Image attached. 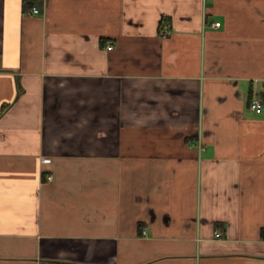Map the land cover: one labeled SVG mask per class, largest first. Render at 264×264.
I'll return each mask as SVG.
<instances>
[{
    "label": "crops",
    "instance_id": "0c3cea01",
    "mask_svg": "<svg viewBox=\"0 0 264 264\" xmlns=\"http://www.w3.org/2000/svg\"><path fill=\"white\" fill-rule=\"evenodd\" d=\"M42 263L264 264V0H0V264Z\"/></svg>",
    "mask_w": 264,
    "mask_h": 264
},
{
    "label": "built area",
    "instance_id": "2783aa9c",
    "mask_svg": "<svg viewBox=\"0 0 264 264\" xmlns=\"http://www.w3.org/2000/svg\"><path fill=\"white\" fill-rule=\"evenodd\" d=\"M30 14H33V15H37V14H40V11L37 7H32L29 11ZM211 26L216 28L218 27V24L216 23H211ZM111 46H108L107 49L108 50H111ZM262 108H263V104H262V101L259 99V98H255L253 99L252 103L250 104V109L255 112V113H260L262 111ZM42 162L44 164H49L51 162L50 159H43ZM47 180H51V176H48L47 177ZM215 238H219L221 236L220 233H215Z\"/></svg>",
    "mask_w": 264,
    "mask_h": 264
},
{
    "label": "water",
    "instance_id": "95a60500",
    "mask_svg": "<svg viewBox=\"0 0 264 264\" xmlns=\"http://www.w3.org/2000/svg\"><path fill=\"white\" fill-rule=\"evenodd\" d=\"M42 264H48V263H42Z\"/></svg>",
    "mask_w": 264,
    "mask_h": 264
}]
</instances>
